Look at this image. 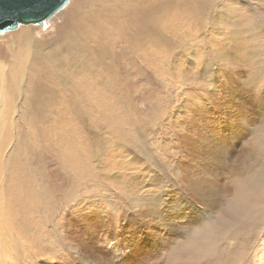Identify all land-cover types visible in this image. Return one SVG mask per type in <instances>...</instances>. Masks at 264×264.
Here are the masks:
<instances>
[{
	"label": "rangeland",
	"instance_id": "374dc122",
	"mask_svg": "<svg viewBox=\"0 0 264 264\" xmlns=\"http://www.w3.org/2000/svg\"><path fill=\"white\" fill-rule=\"evenodd\" d=\"M144 2L154 13L144 43L129 56L117 46L138 66L117 62L119 81H106L113 58L94 64L87 33ZM20 51L31 53L23 70ZM65 118L72 144L57 131ZM223 145L232 175L213 158ZM17 177L31 188L25 209ZM80 254L98 264H264V0H71L43 26L0 35V264H78Z\"/></svg>",
	"mask_w": 264,
	"mask_h": 264
},
{
	"label": "bare ground",
	"instance_id": "6f19581e",
	"mask_svg": "<svg viewBox=\"0 0 264 264\" xmlns=\"http://www.w3.org/2000/svg\"><path fill=\"white\" fill-rule=\"evenodd\" d=\"M112 12H113V10H112ZM109 13H111V8L109 10H107V17L110 15ZM115 13L117 15H114ZM72 14H73V12H72V10H70L69 11V16H71ZM153 14L154 13H152L151 6L149 4H146V3L145 4H140V6L137 7V8H135V9H129V10H126V11L123 10V9L122 10L120 9L119 11L114 12L112 14V16H110L111 18L109 19L108 27H104V28H102L100 30H98L96 28V29H94V31H88L87 37L90 38V39H92V40H94V41H96V42H98V47H99L98 51L95 52V49H94V53L92 54V56L94 57L93 63L96 64V65H98V66H101L103 63H105L104 62V59L107 56H110V57L113 58V62L112 63L110 62V65L107 66V78H106V81H109L111 79L113 80V78H116L117 82L119 81V79H118L119 75L116 74L117 62H119V63L121 62L122 63V65L120 67V71H122L124 68L128 67V65L133 64V63L135 64V66H138V60H137V58L132 59V60H129V61L126 62V60H124V58H123V54H121V53L119 54V50H117V46H118V44H119L120 41L126 45L125 47H121V51L125 54V56H129L130 54L137 53L138 50H139V48H140V46L145 41V31H149L148 29L150 28L151 22L154 19ZM74 23H75L74 17L73 18H70V25L73 26ZM88 24H89V22H88ZM79 26H78V28H79ZM21 27H23V26H21ZM136 27H141V31H137L138 35H135V33H134V31H136L135 30ZM72 30H74V28ZM81 31H83V30H81ZM107 31H109V33L105 37V33ZM26 33H27V31H24L23 32V34H26ZM28 42H29V39H25V38L22 39V44L24 46H28L29 45ZM35 51H36L35 54H39L40 53V52H38V48H35ZM29 52H22V51H20L17 54V55H20V57L17 60V63L18 64L20 63L18 65V67L21 68V70H23V68H25L23 61L25 60L26 56H28V55L31 54V53L29 54ZM32 55H34V54H32ZM42 55H43V58L46 59V58H48V56L50 55V53H44ZM93 57H92V59H93ZM48 60H52L51 56L48 58ZM71 61H72V58H71ZM71 61H69V62H71ZM35 68H36L35 63H31V70H32V72L35 71ZM40 68H42V67H40ZM56 68H58V67H56V66L49 67V74H52L51 72L54 69H56ZM13 71L16 74V70L13 69ZM36 71H37V69H36ZM54 73H56V71H54ZM124 73L125 74H121V75H124L125 77H127L128 70H126ZM34 75H35V73H34ZM84 77H86V76H84ZM34 80L35 79H33V82L36 81V80L35 81ZM87 80H88L87 86L90 87V90L92 92V93H89L88 96L86 97V100L88 102V107L90 109H92V108H98L99 107V103H98L97 97H96V85L99 82L98 80H100V79L92 78V79H87ZM36 85L37 84L31 82V85H30L31 89L35 88ZM76 90H78V89H76ZM84 92H86V91L84 90ZM97 96L103 97L102 95H97ZM107 104H109V105H106L105 106V109H104L105 113L108 114V115H114V113H115V107L111 103H107ZM245 119L242 121V124H241L242 126H244V132H245V127H248L247 124H249V123H247L248 120L246 121ZM68 120L71 121L70 119H68ZM69 121H66V118H65L64 119V122L62 123V125L60 126V128L58 127V130L57 131H58L59 136L61 137L60 142H64L67 139V141L70 144H72L74 141H73V137L69 134ZM211 135L210 134L206 135L203 138V140L212 139L213 136H211ZM214 135H215V133H214ZM212 140H213L212 142H214V139H212ZM60 142H59V145H60ZM187 144H189V142ZM83 148H84V146H83ZM62 149H63V151H65L64 148H62ZM215 151H216L215 152L216 155H214L215 157H213V158L217 162H219L220 164H223L225 166V168L228 170V173L230 175H232V172L236 170L235 161L232 159V155H233L232 150H230L227 145H223L221 147H216V150ZM86 152H88V151H86ZM81 154H82V152H81ZM73 157L74 158H77V154H74ZM70 159L72 161V158H70ZM237 159H238V162H239V165L238 166H241V163L242 162H241L240 155H239V157H237ZM77 162H78V160H77ZM237 171H238V169L235 171V173ZM178 175H180V173H178ZM17 179H18V181L15 179V183H14L15 188H14V190L16 189V193H18L20 195H18V197L16 199H14L15 205L17 206V208H24L25 209V208H28L30 206V200L31 199H28V196H29V193L31 195V191H30L31 188L30 189L28 188L29 187V185H28L29 181H28L27 178H25V177H17ZM206 195H208L210 197V201L212 202L213 199H214V197H216L218 194H215V193L212 194L211 191H208V192H206ZM206 198H208V197H206ZM214 204L217 205V201H215ZM212 207H213V203H212ZM26 211H28V210H26ZM173 221L174 220H171L170 222L173 223ZM166 224H167L166 226L171 225V224H168V223H166ZM111 244H112L111 247L114 249L115 246L113 245V243H111ZM76 257H77V260L76 261H78L76 263H78V264H98V263H95L93 260L88 261V258H83L82 254H80L79 256H76ZM109 264H121V262L117 263L113 259H111V262Z\"/></svg>",
	"mask_w": 264,
	"mask_h": 264
},
{
	"label": "water",
	"instance_id": "95a60500",
	"mask_svg": "<svg viewBox=\"0 0 264 264\" xmlns=\"http://www.w3.org/2000/svg\"><path fill=\"white\" fill-rule=\"evenodd\" d=\"M71 0H2L0 35L21 26H43L66 8Z\"/></svg>",
	"mask_w": 264,
	"mask_h": 264
},
{
	"label": "clouds",
	"instance_id": "9594fccd",
	"mask_svg": "<svg viewBox=\"0 0 264 264\" xmlns=\"http://www.w3.org/2000/svg\"><path fill=\"white\" fill-rule=\"evenodd\" d=\"M204 239H205V242H210V240H211V236H210V234H207V235L204 237Z\"/></svg>",
	"mask_w": 264,
	"mask_h": 264
},
{
	"label": "snow or ice",
	"instance_id": "6c2138e0",
	"mask_svg": "<svg viewBox=\"0 0 264 264\" xmlns=\"http://www.w3.org/2000/svg\"><path fill=\"white\" fill-rule=\"evenodd\" d=\"M0 3H2V0H0Z\"/></svg>",
	"mask_w": 264,
	"mask_h": 264
}]
</instances>
